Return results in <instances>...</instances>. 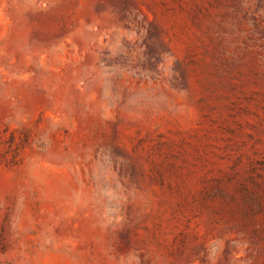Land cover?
Listing matches in <instances>:
<instances>
[{
	"label": "rangeland",
	"instance_id": "1",
	"mask_svg": "<svg viewBox=\"0 0 264 264\" xmlns=\"http://www.w3.org/2000/svg\"><path fill=\"white\" fill-rule=\"evenodd\" d=\"M0 264H264V0H0Z\"/></svg>",
	"mask_w": 264,
	"mask_h": 264
}]
</instances>
